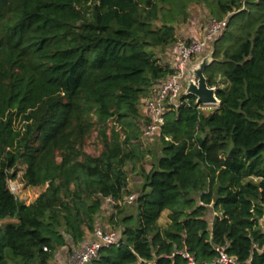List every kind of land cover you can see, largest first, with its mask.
<instances>
[{
	"label": "trees",
	"instance_id": "trees-1",
	"mask_svg": "<svg viewBox=\"0 0 264 264\" xmlns=\"http://www.w3.org/2000/svg\"><path fill=\"white\" fill-rule=\"evenodd\" d=\"M198 4L227 18L204 69L219 105L205 114L184 96L145 170L140 107L171 73L163 55ZM93 133L97 155L85 151ZM129 167L135 215L91 264H188L181 253L212 264L217 250L264 264V0H0V221H15L0 226V264L80 248L103 200L131 195ZM16 181L46 188L26 205Z\"/></svg>",
	"mask_w": 264,
	"mask_h": 264
},
{
	"label": "built area",
	"instance_id": "built-area-1",
	"mask_svg": "<svg viewBox=\"0 0 264 264\" xmlns=\"http://www.w3.org/2000/svg\"><path fill=\"white\" fill-rule=\"evenodd\" d=\"M245 0H242L244 3ZM227 28V18L209 20L208 28L201 39L191 38L188 41H178L175 47V54L170 59L168 69L171 72L167 78L154 87L150 97L144 100L141 107L144 113V122L141 127V139L152 140L164 125V117L171 110L176 109L186 100V85L189 81L196 82L192 71L197 66L195 58L204 51V49L213 43L222 32ZM185 82V83H184ZM184 83V88L181 85ZM196 104V100H195ZM208 107L201 106L199 109ZM168 140V139H166ZM135 194L129 195L123 201L116 203L112 198L107 197L103 200L105 211L111 209L115 205H131L135 201ZM92 239L85 242L80 248L71 252V256L67 261L68 264H91L99 256L102 249H106L119 244V236L117 232L106 230L96 225L92 234ZM219 252V259L212 264H233L223 252ZM184 259L188 260V264H195L193 259L186 253H181Z\"/></svg>",
	"mask_w": 264,
	"mask_h": 264
},
{
	"label": "rangeland",
	"instance_id": "rangeland-1",
	"mask_svg": "<svg viewBox=\"0 0 264 264\" xmlns=\"http://www.w3.org/2000/svg\"><path fill=\"white\" fill-rule=\"evenodd\" d=\"M210 1H213V0H210ZM238 19L239 18L233 19L232 25L236 24L238 22ZM211 47H212V51H213L212 43H211ZM204 52H205V50H204ZM200 57H202V55L197 56L195 58V62ZM184 83H182V85H181L182 89L184 88ZM213 109H214V107H211V108H206L203 111L205 114H208ZM140 113L142 116H144L142 108H140ZM140 141L142 142V145L148 154V156L145 158V161L143 163L144 169L149 170L151 165L153 164V162H155V160L161 155V143H158L155 140L149 141V140L140 139ZM85 151L87 153H89L90 155H97L98 154V148L95 146V133H93L89 137V139L87 140V143L85 146ZM129 170H130V175H129L130 192H131V194L139 193L140 189H141L140 176H139V174H137V172H136L137 170L135 172H132V173H131L130 167H129ZM19 176L20 177L22 176V172H20L18 174V177ZM10 187L12 188V191L16 195L17 199L21 202H24L26 205L31 204L37 198V196L40 193H42L46 188V186H43V187H26V186H24V184L20 183V181L10 183ZM135 208H136V206H135V204H133V205L122 206V208H121L122 212H120V210L108 209V211H105L104 214L101 215L102 217H100L98 219L97 225H100V227L105 228L106 230L117 232L118 230H115V229L120 228V226L118 225L120 219L123 216H127L130 214H132L134 217ZM208 217L212 220L215 217V213H213L211 210V212L208 214ZM14 222L15 221H13V220L0 221V226L4 227L5 225H7L9 223H14ZM166 224H167V219L164 217H162L158 221V225L161 228H164L166 226ZM66 253H67L66 259L68 261L70 256H71V253H68L67 251H66Z\"/></svg>",
	"mask_w": 264,
	"mask_h": 264
},
{
	"label": "crops",
	"instance_id": "crops-1",
	"mask_svg": "<svg viewBox=\"0 0 264 264\" xmlns=\"http://www.w3.org/2000/svg\"><path fill=\"white\" fill-rule=\"evenodd\" d=\"M210 19H211L210 11L206 8L205 5L198 4L190 7V9L188 10L187 20L184 23L179 24L175 28L177 43L178 41L181 40L188 41L191 38L201 39L208 28ZM174 46L175 45L170 47V49L167 50V52L164 53L163 55V60L166 62V64L170 63L171 61L170 59L175 54L176 46L175 47ZM204 50L205 52L203 51L204 53L203 52L201 53L202 57L196 60L197 63H200L203 60V58L208 57L212 53L211 45H208ZM89 238H88L89 240L92 239V237ZM66 254L67 253L65 249L60 250L55 254L51 264H67Z\"/></svg>",
	"mask_w": 264,
	"mask_h": 264
},
{
	"label": "water",
	"instance_id": "water-1",
	"mask_svg": "<svg viewBox=\"0 0 264 264\" xmlns=\"http://www.w3.org/2000/svg\"><path fill=\"white\" fill-rule=\"evenodd\" d=\"M211 61L212 53L208 57L203 58V60L194 68L192 75L196 78V82L189 81L187 83L186 95L195 97L197 105L216 108L219 105V102L215 97V89L208 87L204 77V69L211 63Z\"/></svg>",
	"mask_w": 264,
	"mask_h": 264
}]
</instances>
